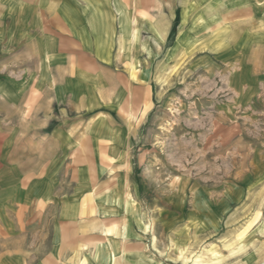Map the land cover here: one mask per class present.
Listing matches in <instances>:
<instances>
[{
  "label": "crops",
  "instance_id": "1",
  "mask_svg": "<svg viewBox=\"0 0 264 264\" xmlns=\"http://www.w3.org/2000/svg\"><path fill=\"white\" fill-rule=\"evenodd\" d=\"M174 64L264 124V0H0V264H174L218 225L136 172Z\"/></svg>",
  "mask_w": 264,
  "mask_h": 264
},
{
  "label": "rangeland",
  "instance_id": "2",
  "mask_svg": "<svg viewBox=\"0 0 264 264\" xmlns=\"http://www.w3.org/2000/svg\"><path fill=\"white\" fill-rule=\"evenodd\" d=\"M217 83L178 64L155 75L154 121L144 127L148 141L140 144L136 172L153 197L148 207L154 213L170 209L164 201L172 205V197L185 199L186 219L209 222L207 213L219 215L217 226L189 230L181 249L190 259L185 262L179 250L174 264H192L197 257L202 264H264V124L240 112L229 121L228 92Z\"/></svg>",
  "mask_w": 264,
  "mask_h": 264
},
{
  "label": "bare ground",
  "instance_id": "3",
  "mask_svg": "<svg viewBox=\"0 0 264 264\" xmlns=\"http://www.w3.org/2000/svg\"><path fill=\"white\" fill-rule=\"evenodd\" d=\"M179 255H182V258H183V260H185V262L190 259V257L188 258L187 256H184V249H180ZM213 258H216V257L213 256ZM192 264H202L201 263V259L199 257L194 258L193 261H192Z\"/></svg>",
  "mask_w": 264,
  "mask_h": 264
}]
</instances>
